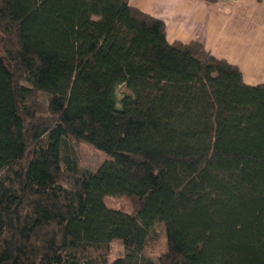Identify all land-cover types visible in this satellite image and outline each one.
Segmentation results:
<instances>
[{"label":"trees","instance_id":"trees-1","mask_svg":"<svg viewBox=\"0 0 264 264\" xmlns=\"http://www.w3.org/2000/svg\"><path fill=\"white\" fill-rule=\"evenodd\" d=\"M0 264H264V83L129 0H0Z\"/></svg>","mask_w":264,"mask_h":264},{"label":"crops","instance_id":"crops-1","mask_svg":"<svg viewBox=\"0 0 264 264\" xmlns=\"http://www.w3.org/2000/svg\"><path fill=\"white\" fill-rule=\"evenodd\" d=\"M163 19L169 41L201 40L239 67L246 83H264V0H129Z\"/></svg>","mask_w":264,"mask_h":264},{"label":"rangeland","instance_id":"rangeland-1","mask_svg":"<svg viewBox=\"0 0 264 264\" xmlns=\"http://www.w3.org/2000/svg\"><path fill=\"white\" fill-rule=\"evenodd\" d=\"M122 88L118 89V97H121ZM68 148L73 157L85 168L95 169L97 168L105 157L94 148L90 147L85 143L77 142L73 139L68 141ZM106 202L113 207H121L126 212L132 211V206L129 198L127 196H107L105 198ZM163 218L162 204L159 199V195L154 194L150 200V206L147 211L139 215L138 221L141 227L142 236H146L149 231L154 227L158 220ZM114 255H118L122 250L121 245L118 242L113 244Z\"/></svg>","mask_w":264,"mask_h":264}]
</instances>
